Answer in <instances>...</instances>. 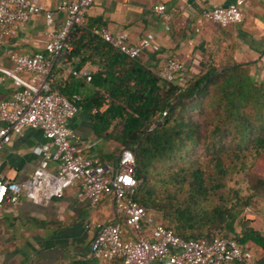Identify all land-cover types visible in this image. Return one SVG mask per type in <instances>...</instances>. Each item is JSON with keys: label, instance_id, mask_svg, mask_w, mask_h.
<instances>
[{"label": "trees", "instance_id": "1", "mask_svg": "<svg viewBox=\"0 0 264 264\" xmlns=\"http://www.w3.org/2000/svg\"><path fill=\"white\" fill-rule=\"evenodd\" d=\"M100 28L86 21L73 26L70 50L47 76L50 89L68 100L75 96L89 118L94 138L105 145L99 160L114 163L129 149L133 199L155 222L183 240L222 238L255 247L262 253L255 264H264V236L245 214L264 200V79L251 75L249 63H236L228 44L221 56L211 48L183 82H168L93 34ZM58 63L70 71L51 83ZM85 67L95 70L81 75ZM114 222L123 241L136 239L123 218ZM104 263L94 257L68 262Z\"/></svg>", "mask_w": 264, "mask_h": 264}, {"label": "built area", "instance_id": "2", "mask_svg": "<svg viewBox=\"0 0 264 264\" xmlns=\"http://www.w3.org/2000/svg\"><path fill=\"white\" fill-rule=\"evenodd\" d=\"M92 2L58 3L54 12L62 15V22L59 28L47 33L42 52L31 55L6 52L12 66L0 67V81L8 79L13 90L8 99L0 100V150L12 134L20 135L25 128L39 129L44 142L32 149L39 160L26 179L17 182L0 173V205L4 201L15 205L21 197L33 204L45 205L52 198L61 197L66 189L76 188V197L86 199L90 206L110 196L117 216L123 218L130 232L137 234L136 239L123 241L118 222L103 224L89 244L91 256L100 261L120 260L121 264H252L250 250L233 240L214 238L210 243L183 240L155 222L153 214L146 212L133 199L137 182L133 177L134 158L129 149L122 148L114 163H103L99 158L85 154L93 147V142L78 147L70 141L68 123L79 112V107L74 104L76 97L68 100L51 90L47 76L54 61L64 59V54L70 50L67 36L73 26L85 23L84 10ZM242 5L243 0H233L226 7L203 12V18L219 27H227L241 21ZM152 11L167 20L163 5L153 6ZM36 14H42L45 23H49L51 12L32 0H0V47ZM164 28L168 29L167 26ZM92 32L131 59H136L142 50H158L151 33H146L137 45H131L124 32L111 35L104 28ZM180 71V63L169 59L160 74L165 81L173 82ZM22 73H28L29 78ZM164 115L162 112L161 116ZM50 163L53 167L48 170Z\"/></svg>", "mask_w": 264, "mask_h": 264}, {"label": "crops", "instance_id": "3", "mask_svg": "<svg viewBox=\"0 0 264 264\" xmlns=\"http://www.w3.org/2000/svg\"><path fill=\"white\" fill-rule=\"evenodd\" d=\"M32 1L51 12L50 21L46 24L43 15L36 14L19 27L0 47L2 68L12 66L6 52L26 55L42 52L47 33L59 28L62 22V15L54 12L55 6L61 1L73 0ZM232 1L93 0L84 10V17L86 23L104 28L111 35L126 33L131 45H137L146 33H151L158 50L140 51L136 62L160 72L167 60H176L181 65L176 79L181 82L195 74L197 63L211 48L221 56L228 44L236 63H249L251 75L263 76L264 0H243L241 21L221 29L203 18V12L226 7ZM155 5L164 6L166 21L152 11ZM94 70V67H85L82 73ZM69 71L67 65L58 63L50 82L66 80ZM22 76L29 78L30 75L22 73ZM75 76L81 77L80 74ZM12 90L8 79L0 81V100L8 99ZM81 90H87L86 84ZM68 127L70 141L76 146L94 143L86 155L97 157L98 151H105V145L94 138L90 120L82 112L70 119ZM43 142L41 131L36 128H25L20 135L12 134L0 150V173L17 182L26 179L39 160L32 149ZM52 167L50 163L48 170ZM245 214L264 236V200ZM116 218L110 196L90 206L86 199L76 197V188L66 189L61 197L52 198L45 205L33 204L23 197L15 205L4 201L0 205V264H68L77 259L89 260L92 258L90 242L103 224L112 223ZM246 248L252 254V264H255L261 251L252 246Z\"/></svg>", "mask_w": 264, "mask_h": 264}, {"label": "rangeland", "instance_id": "4", "mask_svg": "<svg viewBox=\"0 0 264 264\" xmlns=\"http://www.w3.org/2000/svg\"><path fill=\"white\" fill-rule=\"evenodd\" d=\"M253 76V75H252ZM255 79H264V75L263 76H258V77H256V76H253ZM132 235H134V236H136L137 234H135V233H132V232H130Z\"/></svg>", "mask_w": 264, "mask_h": 264}, {"label": "water", "instance_id": "5", "mask_svg": "<svg viewBox=\"0 0 264 264\" xmlns=\"http://www.w3.org/2000/svg\"><path fill=\"white\" fill-rule=\"evenodd\" d=\"M160 123V120L159 121H157V124H159ZM152 128V127H151ZM151 128L148 130V131H150L151 130Z\"/></svg>", "mask_w": 264, "mask_h": 264}]
</instances>
